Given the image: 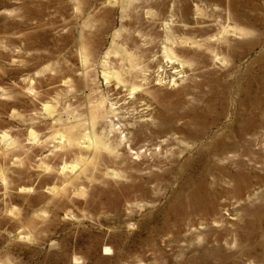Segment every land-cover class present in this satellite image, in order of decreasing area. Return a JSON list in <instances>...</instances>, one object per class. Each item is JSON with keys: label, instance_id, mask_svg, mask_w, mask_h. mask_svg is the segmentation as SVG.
<instances>
[{"label": "rangeland", "instance_id": "rangeland-1", "mask_svg": "<svg viewBox=\"0 0 264 264\" xmlns=\"http://www.w3.org/2000/svg\"><path fill=\"white\" fill-rule=\"evenodd\" d=\"M0 264H264V0H0Z\"/></svg>", "mask_w": 264, "mask_h": 264}, {"label": "bare ground", "instance_id": "bare-ground-1", "mask_svg": "<svg viewBox=\"0 0 264 264\" xmlns=\"http://www.w3.org/2000/svg\"><path fill=\"white\" fill-rule=\"evenodd\" d=\"M169 59H170V58H169ZM169 63H171L172 65H173V64H176L175 61H173V60H171V59L169 60ZM118 106H119V105H118ZM145 121H146V120H145ZM151 121H152V120H151ZM128 124H129V123H128ZM125 130H128V131H129L130 129H129V127H126ZM136 135H139V132H137ZM167 137H168V136H167ZM165 139H166V138H165ZM163 143H164V141H163ZM163 143H161V144H163Z\"/></svg>", "mask_w": 264, "mask_h": 264}]
</instances>
